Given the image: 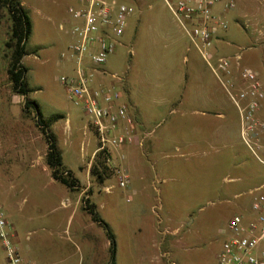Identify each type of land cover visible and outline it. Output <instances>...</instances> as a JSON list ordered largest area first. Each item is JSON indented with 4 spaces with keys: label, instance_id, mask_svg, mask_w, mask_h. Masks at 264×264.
<instances>
[{
    "label": "rangeland",
    "instance_id": "1",
    "mask_svg": "<svg viewBox=\"0 0 264 264\" xmlns=\"http://www.w3.org/2000/svg\"><path fill=\"white\" fill-rule=\"evenodd\" d=\"M19 2L30 21L20 60L30 93H13L7 80L10 21L0 8V126L6 133L0 149V206L5 212L9 196L15 213L19 209L30 218L21 233L55 222L52 251L48 255L37 247L30 262L105 264L104 230L82 210L87 196L113 236L115 264H212L229 235L227 222L248 212V191L264 180V167L242 145L235 108L162 1L117 2L131 13L100 69L120 93L143 143L108 153L113 174L102 186L89 176L95 131L58 83L75 65L60 53L72 39L66 9L78 0ZM216 6L225 29L212 37L213 57L240 54L239 64L258 74L264 92V0H220ZM99 78L93 73L90 86ZM26 98L37 104L42 119L61 116L48 133L64 169L77 180L76 191L51 181L43 163L46 143L34 112L23 109ZM13 145L17 149L8 152ZM120 175L127 177L121 188ZM45 236L36 232L31 243ZM258 253L264 259L263 246ZM0 264H6L1 246Z\"/></svg>",
    "mask_w": 264,
    "mask_h": 264
},
{
    "label": "built area",
    "instance_id": "2",
    "mask_svg": "<svg viewBox=\"0 0 264 264\" xmlns=\"http://www.w3.org/2000/svg\"><path fill=\"white\" fill-rule=\"evenodd\" d=\"M190 45L208 67L238 116V136L254 160L264 167V118L261 111L264 92L255 71L239 64L240 54L213 57L212 37L225 25L212 14L220 0H161ZM78 7H68L71 41L60 53L72 60L71 73L58 78L67 98L81 108L95 131V152L112 153L129 146H141L143 134L137 133L126 105L110 84L91 87L93 73L104 76L100 69L122 35L131 9L110 0H78ZM232 4H224L229 8ZM63 25H59L62 29ZM111 79L116 76L110 75ZM127 177L120 175L117 186L123 187ZM248 212L233 216L226 224L229 234L221 243L212 264H264V180L248 191ZM0 246L6 264H34L25 261L14 241L10 224L0 206Z\"/></svg>",
    "mask_w": 264,
    "mask_h": 264
},
{
    "label": "trees",
    "instance_id": "3",
    "mask_svg": "<svg viewBox=\"0 0 264 264\" xmlns=\"http://www.w3.org/2000/svg\"><path fill=\"white\" fill-rule=\"evenodd\" d=\"M0 8L5 10L10 21L9 40L5 43V47L9 50L8 67L6 70L7 80L13 93L26 97L30 93V90L26 86L27 84L23 77L25 70L21 66L20 60L26 55L25 45L30 36V21L19 0H0ZM23 109H30L34 112L35 125L38 127L46 143L44 164L49 170L50 178L61 184L68 191H76L78 188L77 180L64 169L60 152L55 146L53 137L48 133L50 125L57 119H60L61 116L55 115L42 119L37 104L27 98L23 102ZM108 157L109 154L105 151L96 152L93 156L89 176L98 185L104 183L113 174V169L107 164ZM87 202L86 196L83 200L84 207H82V210L86 211L91 221L102 227L105 233L107 241V261L105 264H115V243L113 236L106 225L96 217L92 205L87 204Z\"/></svg>",
    "mask_w": 264,
    "mask_h": 264
},
{
    "label": "crops",
    "instance_id": "4",
    "mask_svg": "<svg viewBox=\"0 0 264 264\" xmlns=\"http://www.w3.org/2000/svg\"><path fill=\"white\" fill-rule=\"evenodd\" d=\"M111 1V0H110ZM114 1L116 4H119L117 3L118 0H112ZM217 5V4H216ZM214 6L213 9H212V14L215 15V13L218 12L217 10V6ZM79 4H77L75 7H78ZM170 14V13H169ZM171 16V15H170ZM172 17V16H171ZM173 19V18H172ZM185 37V35H184ZM186 38V37H185ZM188 41V40H187ZM190 44V43H189ZM192 47V46H191ZM193 48V47H192ZM194 49V48H193ZM195 50V49H194ZM196 52V50H195ZM197 53V52H196ZM215 53V52H214ZM198 55V54H197ZM199 56V55H198ZM201 59V58H200ZM185 61V60H184ZM213 76V75H212ZM99 80L97 81V84L96 85H105L107 84L105 81H104V78L105 76H101L99 75ZM222 116V115H220ZM261 116L264 118V108L262 109L261 111ZM5 127H2L0 126V149L2 148V143L5 141ZM31 139V136H29V140ZM23 143V142H22ZM12 149H17V146L13 145L12 147H8L7 148V151L10 152ZM44 163V162H43ZM47 169V167H46ZM48 170V169H47ZM49 172V170H48ZM49 177H50V174H49ZM51 179V178H50ZM52 182L54 183H57L55 181H53L51 179ZM103 183L99 186H102ZM105 188V187H104ZM4 196H7V194H5ZM7 201L6 202V207L4 206L5 208V212H4V215L6 217V220L8 221V223L10 224V227H11V230L13 232V235H14V241L16 242L17 246L19 245L20 247V251H21V256L22 258L25 260V261H33L36 257V250L35 248L39 247L40 250L43 249V253H46V254H50V251H52V247H51V243L53 242L50 237L52 236V233L56 231V227H55V222L54 221H51V223H48L47 226H41L35 230H28L27 229L21 233L19 230H21V228L24 226H26V223L30 221V218L27 217V216H22L20 215V210L17 209V212L15 213V208L12 204H9V196L6 197ZM78 200H80V196L77 195V197L75 198V202ZM69 205V200L66 201ZM249 204V203H248ZM12 205V206H11ZM73 210V209H72ZM6 212H9L10 215H8ZM79 228H81V224H79ZM46 232V236L45 237H42L41 239H37L36 238L33 240V242L31 243V238L30 236L35 234L36 232ZM75 233V232H74ZM67 237L69 238V234L67 235ZM78 238L81 242V239H82V236L79 234L78 235ZM34 243H37L39 246H34ZM107 247V245L105 246Z\"/></svg>",
    "mask_w": 264,
    "mask_h": 264
}]
</instances>
